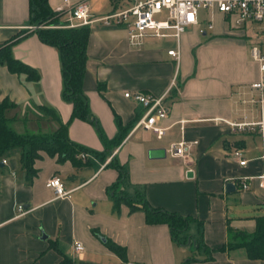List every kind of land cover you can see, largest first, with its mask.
I'll return each mask as SVG.
<instances>
[{
  "label": "crops",
  "instance_id": "obj_1",
  "mask_svg": "<svg viewBox=\"0 0 264 264\" xmlns=\"http://www.w3.org/2000/svg\"><path fill=\"white\" fill-rule=\"evenodd\" d=\"M60 2L47 0L51 10ZM87 2L92 18L128 6L126 0H106L95 9ZM165 17L164 11L155 15L156 20ZM32 26L29 0H0V44L17 37L12 55L39 75L37 82L27 81L0 63V101L13 103L5 116L17 133H49L56 123L38 106L52 107L67 123L68 139L86 150L88 161L78 167L40 151L32 165L35 175L27 180L18 153L0 159V264H58L63 257L73 264H122L106 240L125 249L123 264H182L188 258L193 260L185 264H264L233 245L236 232L250 234L255 217L264 216V187L250 180L240 190L236 183L262 170L256 130L232 127L259 119L258 104L249 102L258 93L249 84L260 73L249 54L255 41L246 42L245 29L233 27L214 9L198 10L197 23L178 39L161 29L148 30L132 42L123 25L88 24L82 90L89 113L108 140L118 133L116 119L124 129L118 145L107 149L90 122L70 119L71 104L60 94L57 50L42 43ZM168 49L178 50L177 61ZM172 79L164 98L167 115L159 121L166 127L163 136L131 131L142 108L123 94L159 96ZM179 140L189 143L183 159L167 152ZM152 149L164 153L149 157ZM233 152H239L243 165ZM112 162L121 167L120 177ZM52 176L60 180L65 195L55 197L45 186ZM228 183L231 191H226ZM113 193L126 199L114 204ZM126 200H134L135 206L144 200L192 217L184 234L192 240L200 230L202 243L213 251L173 242L166 224L146 223L144 212L131 209ZM248 210L254 213L239 215ZM75 242L81 250H73ZM220 246L224 249L216 250Z\"/></svg>",
  "mask_w": 264,
  "mask_h": 264
},
{
  "label": "trees",
  "instance_id": "obj_2",
  "mask_svg": "<svg viewBox=\"0 0 264 264\" xmlns=\"http://www.w3.org/2000/svg\"><path fill=\"white\" fill-rule=\"evenodd\" d=\"M57 22L58 18L49 7L47 0H29V23L35 26L34 31L42 43L57 50L61 77L60 94L63 101L71 104L70 119L76 118L90 122L95 127L104 146L107 149L115 147L124 136V129L120 121L116 119L117 135L111 140L106 139L102 135L96 120L89 113L86 97L82 90L89 28L87 25L71 28L53 27ZM15 38L0 44V63L9 72L18 76L23 75L25 80L35 83L39 78L38 72L12 55L11 47L17 40V37ZM12 107L13 103L7 99L0 101V159L6 155L18 153L20 166L27 180L35 175V169L32 165L34 159L39 156L40 151L48 156L56 155L58 161L70 160L78 167L88 161L86 159L82 160L78 156L80 153H85L86 150L68 139L66 133L67 123L60 120L57 112L52 107L40 105L38 109L45 117L56 123V128L52 132L38 134L17 133L12 129L10 120L5 116L6 110ZM94 155L98 156L99 154ZM111 164L117 169L118 177H120L122 175L121 167L113 162ZM110 199L115 204L126 198L113 193ZM131 201L134 202V200H126L131 209L138 208L144 212L146 223L166 224L173 242L182 245L191 243L195 248L201 249L207 254L213 251L202 243L200 230L197 232L198 238L192 240L184 234L189 223L194 220L192 217L151 207L144 200H139V206L133 205ZM236 236L240 237V241L233 245L243 247L249 259L264 261V216L255 217L254 230L250 234L236 232ZM105 245L123 264L126 258L125 249L109 240H106ZM223 249L224 246H220L216 250L221 251ZM192 260L188 258L182 264ZM58 264L73 263L63 257Z\"/></svg>",
  "mask_w": 264,
  "mask_h": 264
},
{
  "label": "built area",
  "instance_id": "obj_3",
  "mask_svg": "<svg viewBox=\"0 0 264 264\" xmlns=\"http://www.w3.org/2000/svg\"><path fill=\"white\" fill-rule=\"evenodd\" d=\"M126 2L128 6L124 9L100 18H92L87 0H80L75 3H71L69 0H61L53 9L58 18V22L53 27H79L88 25L93 21H101L106 25H123L128 32L129 40L134 42L148 30L159 31L161 29L171 30L172 36L178 39L186 28L197 23V13L200 9H214L222 13L233 27L239 29H245L246 23L264 24V0H126ZM163 11L166 13L165 19L156 20L155 15ZM208 27L210 28V25ZM260 35L261 37L256 39L249 49L250 58L258 64L260 73L258 80L249 84V89L258 93L257 98H250L249 102L258 104L259 119L255 122L232 124V127L237 130H256L261 142L258 158L262 163V170L257 176L239 179L236 183L240 190L247 189L250 180H257L259 185L264 187V30L260 32ZM166 53L177 61V49H168ZM173 83L174 80L172 79L166 92L159 96L140 92H125L123 94L124 97L132 99L142 108L141 115L133 123L131 131L143 129L150 132L155 138L159 139L163 136L166 127L161 126L159 121L167 115L164 98ZM188 147L189 143L179 140L171 143L167 152L171 156L183 159L187 156ZM232 155L238 159L239 165L245 163L244 159L239 158V152H233ZM78 156L84 160L86 153H80ZM45 186L53 191L55 197H61L66 193L60 180L55 176L50 177L45 182ZM17 209L20 210V207L18 206ZM81 249L82 246L79 242L73 244L74 251Z\"/></svg>",
  "mask_w": 264,
  "mask_h": 264
},
{
  "label": "rangeland",
  "instance_id": "obj_4",
  "mask_svg": "<svg viewBox=\"0 0 264 264\" xmlns=\"http://www.w3.org/2000/svg\"><path fill=\"white\" fill-rule=\"evenodd\" d=\"M104 2H106V0H90L89 4L91 5V7H94L95 9H101V7L103 6ZM34 26V25H33ZM35 27V26H34ZM245 40L246 42L250 43V42H254L256 41V39H259L261 37L260 32L264 30V24L259 25L256 23H252V24H245ZM252 118L254 119L255 116H252ZM252 211V210H251ZM250 210L245 211L244 214H239L242 217L245 216H249L254 212H251ZM240 241V237L236 236V242Z\"/></svg>",
  "mask_w": 264,
  "mask_h": 264
},
{
  "label": "water",
  "instance_id": "obj_5",
  "mask_svg": "<svg viewBox=\"0 0 264 264\" xmlns=\"http://www.w3.org/2000/svg\"><path fill=\"white\" fill-rule=\"evenodd\" d=\"M164 153V151L162 149H152L148 151V156L149 157H157L159 155H162ZM232 190V185L230 183H228L226 185V191H231ZM42 239L45 238V235L42 234L41 235Z\"/></svg>",
  "mask_w": 264,
  "mask_h": 264
}]
</instances>
